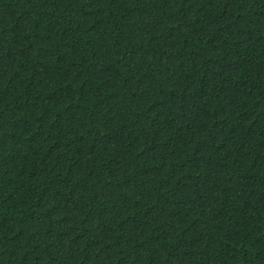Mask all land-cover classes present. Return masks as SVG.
<instances>
[{"label": "trees", "instance_id": "1", "mask_svg": "<svg viewBox=\"0 0 264 264\" xmlns=\"http://www.w3.org/2000/svg\"><path fill=\"white\" fill-rule=\"evenodd\" d=\"M0 264H264V0H0Z\"/></svg>", "mask_w": 264, "mask_h": 264}]
</instances>
